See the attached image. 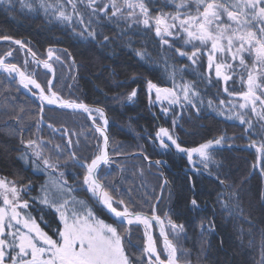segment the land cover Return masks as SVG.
<instances>
[{
	"label": "trees",
	"instance_id": "obj_1",
	"mask_svg": "<svg viewBox=\"0 0 264 264\" xmlns=\"http://www.w3.org/2000/svg\"><path fill=\"white\" fill-rule=\"evenodd\" d=\"M23 14L26 13L19 12L17 7L10 6L6 11L5 6H0V36L7 35L23 41L32 52H35L40 61H46L48 49H53L54 59L51 60V64L55 69L54 89L65 99H74L89 106L102 108L109 118L110 155L114 163L110 168H102L111 173V176L102 179V182L112 187L109 190L113 195L125 199L123 194L129 189L123 186V180L127 175H124V169L130 168L126 166L145 165L151 173L153 172L154 182L162 183L163 195L167 196V199H164L166 202L162 207V213L168 209L167 219L184 225V232L180 234L179 239L170 237L179 248L180 264H260L264 251L261 245L264 201L260 199V193L264 192V177L260 174V168L254 167L258 157L255 148L248 145L255 139L259 146L264 141L263 137L249 136L239 124L235 122L226 124V121H221L215 114L207 116L200 107L198 109L201 114L197 115V109L191 108L188 116L180 119L175 125L172 124L171 128L169 119L173 112L168 110L165 113L161 107H152L149 104V94L144 92L143 86L148 80L167 86L161 70L163 64L158 61L157 68L149 62L147 56L143 55L141 58L137 54L141 50L133 51L132 42L135 40L132 35L120 36L117 31L114 33L111 30L105 32L104 25L103 32L101 26L96 28L98 34L105 32L104 36L109 37L107 43L104 44L103 35L98 41L89 39L84 41L67 26L49 23V19L43 13L26 16ZM152 39L154 40L152 44L157 45L159 49L166 47ZM0 41V56H3L6 49L10 50L11 45ZM62 53H65L64 59L63 55H60ZM56 55L60 56L62 62L56 61ZM26 60L28 64L25 67ZM10 61L27 73H34L35 79L42 86H46L47 80L52 77L51 73L43 66H37L31 56L18 47L14 49ZM64 66L69 67V73L61 72ZM5 77L0 75V175L21 185L32 186L30 211L44 230L52 235L53 229L51 230V227L39 218L41 217L39 213H42L40 203L33 199L41 192L43 176L33 171L32 161L35 158L31 155V150L26 149L21 143V135L13 134L11 129H16L17 133L22 132L25 142L28 139L43 141L44 155L51 156L54 162L56 156L62 152L70 153L65 147L66 138L59 135L63 134L65 129L73 141L74 152L80 159L90 161L98 151L97 144H102V139L83 113L54 108H45L43 116L59 134L41 124L37 130L40 114L38 104L26 96L17 83L8 84ZM146 77L147 79L143 81ZM62 78L65 82L63 85ZM133 89L137 91V96L133 98L132 105L121 107L118 98L120 95L123 96L122 93H130ZM175 112L174 114L178 115V111ZM14 116H19L20 121L11 118ZM208 117L212 119L207 120ZM96 121L99 123L97 119ZM161 127L170 128L181 146L187 148L224 136L223 146H218L222 149L212 150L215 160L221 167L217 168L216 164H210L208 169H204L197 162L196 165L189 164L187 155L177 152L174 146H170L165 152L157 151L158 148L151 144L149 138L156 141V132ZM136 131L141 135L139 141L133 138ZM56 145H60L62 151L58 152ZM139 146L144 151H141ZM138 151L142 152L141 155H136ZM22 153L28 154L27 163L20 159ZM144 156H147L148 160L144 159ZM156 161H160V164L157 165ZM58 170L64 172V178L75 190L73 192L83 193L81 195L86 197L84 187L75 181L79 176L83 179V169L73 166V162L67 156L59 159ZM58 170L57 176L60 172ZM48 172L52 173L50 170ZM114 175L116 179L112 178ZM217 176L224 179L225 184H220ZM165 180L168 182L166 185ZM160 187L161 185L159 190ZM129 191L128 193L132 194V191ZM233 191L240 193L239 207L243 209L244 215L252 220L251 227L247 220L236 215L235 211L230 215L229 210L224 208L225 202L230 205L237 203L229 196ZM126 196L129 197L127 200L132 202L130 205L133 210L146 215L151 213L154 205L152 201L145 203L142 199L139 203L133 196L127 193ZM88 198L92 201L89 196ZM193 199L197 201V206L192 205ZM93 207L100 217L111 221L94 202ZM46 214L48 221H53L54 227L58 226L59 221L55 213L48 210ZM167 219L165 218L164 222ZM137 228L141 231L139 227ZM170 229V225L165 222V231L169 233ZM133 230L137 231L135 228ZM135 238L137 239L134 243L138 244L140 239L138 236ZM249 240L252 241L251 244ZM158 249L162 250L160 245Z\"/></svg>",
	"mask_w": 264,
	"mask_h": 264
},
{
	"label": "snow or ice",
	"instance_id": "obj_2",
	"mask_svg": "<svg viewBox=\"0 0 264 264\" xmlns=\"http://www.w3.org/2000/svg\"><path fill=\"white\" fill-rule=\"evenodd\" d=\"M19 2L22 7L28 8L31 12L42 11L45 17L49 18V23L56 21L72 27L75 20V23L82 25L83 28L76 32L73 27V32L83 39L96 40L97 32L92 25L107 21L117 26L123 25L122 33L140 25L154 30L161 45L175 48L176 53L181 57L186 56L192 65L198 63L200 55L207 49V83H212L214 69L217 80L223 81L226 85L224 92L242 101L238 105L228 101L232 104V108L228 110L226 119H236L241 125H247L244 131L249 136H264V0H178V2L165 0V5L172 4L175 10L173 12L161 10L156 14L150 10L152 0H52V2L50 0H19ZM12 3L13 0H0V6H5L6 11ZM78 5L83 8L81 9ZM168 37L172 40L167 39ZM0 40L10 41L18 45L20 49L26 47L23 41L15 40L7 35L0 36ZM108 41L109 37L103 36V42ZM175 41H182L184 46L191 45L190 52L176 46ZM28 51L33 57V62L43 63V67L52 74L54 79L53 65L47 60L43 62L36 60L35 52L31 49ZM137 54L143 58L142 52ZM12 55L13 51L9 50L0 56V72L6 74L4 79L8 84L18 83L30 92L32 89L37 90L32 92L39 101L40 119L37 122V130L44 120L45 105L72 110L73 113H87L88 118L92 120L95 132L102 138V144H97L98 151L90 161L78 158L74 151L68 153V156L73 166L83 169L82 187L86 188L97 205H101L111 214L113 220L106 222L86 200L68 195L74 189L64 178V172L60 171L61 180L53 181L51 185H42V195L33 198L38 199L44 207L53 210L58 217L59 224L54 229V235H50L33 217L31 211H22L30 208L29 200L23 195L28 193L30 188L19 187L14 181L0 178V264H179L177 255L179 248L169 238V234L163 227L164 222L155 214L156 206L153 205L150 216L135 211L123 198L115 197L102 182V179L111 176L110 172L102 170V166L103 169H107L114 163L108 151L109 121L104 110L89 107L74 99H65L54 89L53 79H48L46 86H42L34 78V74H28L26 70L9 60ZM47 55L48 60H52L53 49L49 48ZM55 59L61 61L58 55ZM73 63H75L74 60ZM27 64L26 60L25 67ZM237 68L243 71L237 73ZM234 75H239L240 82L246 86V90L240 92L229 90L227 83L233 79ZM171 78L175 80L174 73ZM180 87L183 100L192 108H197L193 98L198 97L199 92L195 86L192 83H184ZM153 90L157 101L167 99L170 105L180 103L181 98L174 88L160 87L148 80L149 104L153 102L151 97ZM136 96L137 91L133 89L127 99L132 101ZM219 103L224 105L225 101L220 100ZM208 104L211 106L212 101L209 100ZM237 108L241 111H237ZM162 111L167 113L168 109L163 108ZM197 111H199L198 108ZM249 112L260 122L258 130L254 127L253 121L247 118ZM93 113L99 115L102 125L97 124ZM219 114L225 115V112L219 111ZM11 118L16 119L17 122L20 121L19 116ZM176 122L174 119L173 125ZM48 127L53 128V125L49 123ZM11 132L21 135V143L26 149L31 150V155L35 158L32 162L38 170L46 172L58 170L59 158L54 162L51 156L44 155L43 141L28 139L25 142L22 132L17 133L16 129H11ZM63 134H68L67 129ZM165 138L170 144L165 142ZM156 139L159 140L161 148L168 149L174 146L177 152L186 154L190 164L195 163L193 161L195 154L199 157L196 162L204 169H208L210 164H216L217 168L221 167L210 149H213L214 145L223 146L224 136L208 140L198 147L187 148L182 147L178 138L174 137L167 128L161 127L156 132ZM76 145H79V141ZM67 146L73 147V141L70 138L67 140ZM248 146L255 148L259 154L254 167H259L260 174L264 177V165L260 164L261 158H264V142L257 146L256 140L252 139ZM55 147L58 152L62 151L60 145ZM20 159L27 163L28 154L22 153ZM144 159L148 157L144 156ZM37 161L39 164L36 163ZM40 164L43 168H40ZM156 164L159 165L160 161H156ZM217 179L220 184H225L224 179L219 176ZM167 183L165 180L164 184ZM229 196L237 203L230 205L225 202L224 208L229 210L230 215L235 211L236 215L247 220L251 227L252 220L245 216L243 209L239 207L240 193L233 191L229 193ZM260 199L264 201V192L260 193ZM191 203L197 206L195 199ZM40 219L43 220L44 217L41 216ZM153 221L160 225L159 233L163 237V252L158 251L157 241L151 233ZM168 224L174 237L179 239L180 234L184 232V225H178L171 219H168ZM133 225L143 226L142 248L134 243L137 238L132 235ZM249 243L251 244L252 241L249 240ZM261 245L264 250V230H262ZM260 264H264V251H262Z\"/></svg>",
	"mask_w": 264,
	"mask_h": 264
},
{
	"label": "rangeland",
	"instance_id": "obj_3",
	"mask_svg": "<svg viewBox=\"0 0 264 264\" xmlns=\"http://www.w3.org/2000/svg\"><path fill=\"white\" fill-rule=\"evenodd\" d=\"M50 2H52V0H50ZM178 2V0H177ZM13 5H11L13 8H18V11L19 12H23V13H26V14H36V13H43L42 11H39V12H31L29 11L28 8L26 7H22L19 0H13ZM78 7H81V9L83 8V6H79ZM69 10H70V5L68 6ZM26 14H23L24 16H26ZM22 16V15H20ZM24 19H26L25 17H22ZM49 19V18H48ZM85 19L87 20V17H85ZM54 22V24H57V25H60L62 27H66V25H62L60 24L59 22H56V21H52ZM106 27H105V32L107 30H111L113 31L114 33H117L119 34L120 36H123V35H132L133 37V40H135L134 42H132V50L134 51L135 49H139L141 50L140 52L143 53V55L147 56L146 58L149 59V62L156 66L158 68V61H161V63L163 64V68H161V70L163 71V75L165 77V82H167V86L166 85H160L158 83H156L158 86L160 87H166V88H174L175 92L180 96V103L179 104H169V101L167 99H162L160 101H157L155 99V91L153 90L152 94H151V97H152V103H151V106H158V107H161V108H167L168 110H171V112H173V115L172 117H170V114L168 115L170 117L169 119V126L172 128V124H173V120L175 119L177 122L180 120V119H184L188 116V111H190V109L192 108L191 105H188L184 100H183V95H182V88L180 87L182 84L184 83H192L196 90L199 92V96L196 97V98H193L194 99V102L197 104V108L200 107L201 111H205L208 115H216L217 117L221 118L220 120L221 121H226V124H229V123H237L239 124L242 129L244 130L247 125H241L240 122L236 119H226V115L228 114V110L232 108V104H229L228 101H232L234 104H239V103H242V101H240L238 99V97L236 96H229L227 93L224 92V87L226 86L224 84L223 81H218L217 78L215 77V73L213 71V75L214 77L212 76V83L211 84H208L207 83V80H206V77L204 74H202L201 72L199 71H195L192 67V65L189 63V62H184L183 59L186 58V56L184 57H181L180 59L179 58V54L176 53L175 51V48H168V47H164V48H158L157 45H154L152 44V42H154V40L152 38H154L155 40H157L158 42L159 39L156 37L155 35V32L154 30H150V29H146L143 27V25H140V26H134L130 29H128L127 31L125 32H121V28L124 27L123 25H120V26H117L116 24H113V23H106ZM103 22H97V23H94L92 25L93 28L96 29V32H97V26H101L102 28V31L103 32V28H104V24ZM77 24V26H76ZM73 27L76 29V32H79L82 30L83 26L78 24V23H75V20L73 22V26L72 27H69L67 26V28L73 32ZM117 31V32H116ZM76 32H73L75 35ZM105 32L103 34H98L97 33V39L96 41L99 40V37L101 35H105ZM140 35H145V37H141ZM80 39L86 41L88 39H83L81 38L79 35H77ZM89 40H92V39H89ZM105 44V43H104ZM176 46L178 47H181V49H183L184 45H183V42L182 41H178L176 43ZM189 48V47H188ZM188 48L185 50V51H189ZM207 50V49H205ZM64 54L65 53H62L60 55H63V59H64ZM156 56L155 58H150V56ZM74 57V55H73ZM75 59V58H74ZM171 62V63H169ZM238 63V62H237ZM37 64V63H35ZM237 73L239 72H242L243 69H240V68H237ZM62 73H69V67L67 66H64L63 67V70H61ZM175 74V80L173 81V79L171 78L172 74ZM62 76H65V75H62ZM134 77H137V76H134ZM133 77V78H134ZM144 77V76H143ZM132 78V79H133ZM147 79V77L143 80L145 81ZM63 80V78H62ZM143 81L141 84H143ZM65 82L64 80L61 82V85H63ZM144 86V92H148L147 91V82H145L143 84ZM227 87H229V90L230 91H234V92H240L242 90H246V86L245 85H242L241 82H240V77L239 75H234L233 76V79L228 81L227 83ZM122 93L123 96L120 95V97L118 98L119 102L121 104H119L121 107L123 105H132L133 103V100L132 101H129L127 99V96L129 93ZM211 100L212 101V104L211 106H209L208 104V101ZM220 100H224L225 101V104L224 105H221L219 102ZM202 101V103H201ZM196 108V109H197ZM237 111H241L239 110L238 108L236 109ZM177 112L178 111V115L177 114H174V112ZM219 111H224L225 112V115H220L219 114ZM175 112V113H176ZM197 115L198 114H201L200 111H198L196 113ZM97 117H99L98 114H96ZM249 119H251L253 121V125L254 127L258 130L259 129V126H260V122L257 120L256 117L252 116L251 113L249 112V115L248 117ZM207 120L209 119H212L211 117H208L206 118ZM176 122V123H177ZM168 130H171L170 128H167ZM159 130V129H158ZM157 130V131H158ZM171 134H173L172 130L170 132ZM133 138L137 141H139L141 135L140 134H137V131L134 132L133 134ZM99 136V135H98ZM174 136V134H173ZM217 136V135H216ZM100 137V136H99ZM263 139H264V136H262ZM101 138V137H100ZM102 139V138H101ZM149 141L151 142V144L153 146H156L158 148L157 151H161V152H165L167 151L168 149H164V148H161L159 146V140H152L149 138ZM263 141V140H262ZM165 142L167 143H170L169 141H167V139L165 138ZM264 142V141H263ZM262 143V142H261ZM119 145V144H118ZM199 145L197 146H194V147H198ZM140 147V146H139ZM219 149H222V148H215L214 150H219ZM140 150L141 151H144L141 147H140ZM109 151H111V145H110V149ZM141 151H138V153L136 155H141L140 152ZM70 152H73V151H70ZM255 152H256V149H255ZM111 152H109L110 154ZM142 153V152H141ZM257 153V152H256ZM135 155V154H134ZM259 154L257 153V156ZM68 156V154L66 153H61L59 155L56 156V158H66ZM92 158V157H91ZM90 158V159H91ZM148 160V159H147ZM199 160V157L198 156H194L193 157V161L195 163H192V165H196V161ZM39 164V163H38ZM260 164L261 165H264V158H261L260 160ZM136 166V168L134 167ZM33 171H35L37 174H40L43 176V180H42V183L43 185L45 184H49L51 185V183L53 181H60L61 178L60 176H57V171H54L55 174L53 173H47L46 171H42V170H38L36 165L33 164ZM126 167H130L129 169H124V175H126V177L124 178L123 182V186L127 187V189L131 190L132 191V194H129L128 191L126 190L125 194H123V197L125 198V202L127 201L129 204L132 203L130 201H128L127 199L129 198L128 196H126V193L129 195V196H133V199L135 198L139 203H141V200L144 199L143 202H147V201H152V203H154V205L156 206V215H158L161 220L164 222V219L168 218V209H166L165 211H163L162 213V207L164 205V203L166 202V200L164 199H167V196H164L163 195V185L162 183L161 184H158V181L157 182H154V177H153V172L151 173V170L149 168H147L145 165H142V164H138V165H131V166H126ZM40 168H43L42 165H40ZM138 168H139V173H138ZM121 170V169H120ZM60 170H58L59 172ZM143 173V174H141ZM157 176V174H156ZM0 178H4L6 179L7 181H14L10 178H7V177H4V176H1L0 175ZM113 179H116V176H112ZM82 178L81 176H79L75 181L77 184L80 183V186H82ZM17 186L19 187H23V186H28L30 188V191L26 194H23L24 195V198L25 199H28L29 201L32 199L31 198V193H32V186L29 185V184H23L21 185L20 183L14 181ZM131 184H130V183ZM75 183V184H76ZM161 185L160 187V190H159V186ZM79 187V186H78ZM109 189H111L112 187L111 186H107ZM136 189V190H134ZM75 191V190H74ZM129 191V192H131ZM167 193V191H166ZM83 194V193H81ZM79 193H76V192H71L70 194L68 195H71V196H75L77 199H83V200H86L91 206H93V200L90 201L88 196H87V193H86V197L85 195H81ZM42 193L40 192L39 196H41ZM27 196H29V198H27ZM38 196V197H39ZM134 199V200H135ZM37 201L39 202V200L37 199ZM158 201V202H157ZM135 203V202H134ZM133 203V205H134ZM30 204V208L28 210H22V211H30V209H32V203H29ZM159 205V206H157ZM41 206V210H42V213L39 215L43 216L44 217V223L47 224L48 226L51 227V230L53 229V232H54V229L57 227L55 226L54 227V224L53 221L50 222L48 221V219L46 218V211H52L54 212L53 210H50L46 207H44L42 204H40ZM94 208V207H93ZM159 208V209H158ZM95 210V209H94ZM151 213L150 214H147V215H152V210H150ZM55 213V212H54ZM32 214V213H31ZM56 215V213H55ZM34 217V216H33ZM57 217V215H56ZM40 218V217H39ZM102 218V216L100 217ZM164 218V219H163ZM103 219V218H102ZM168 220V219H167ZM165 220V222L168 224V221ZM59 221V220H58ZM106 221V220H105ZM38 222V221H37ZM108 222V221H106ZM165 222L163 223V225H165ZM39 223V222H38ZM42 227V226H41ZM139 226L137 225H133L132 228H135L137 231L133 230V236H138V238L140 239V242L138 244H136L137 247L139 248H142L143 247V240H144V236H143V233L137 228ZM164 227V226H163ZM43 228V227H42ZM159 228H160V225H158V228H157V231H159ZM171 228V227H170ZM209 228V227H208ZM169 238L170 237H174V234L172 232V230L170 229L169 231ZM54 235V234H52ZM154 239H156L157 241V247L160 245L161 246V249L163 251V239H161V236L158 232L155 231V234H154ZM142 244V245H141ZM133 251H135V249H133Z\"/></svg>",
	"mask_w": 264,
	"mask_h": 264
},
{
	"label": "flooded vegetation",
	"instance_id": "obj_4",
	"mask_svg": "<svg viewBox=\"0 0 264 264\" xmlns=\"http://www.w3.org/2000/svg\"><path fill=\"white\" fill-rule=\"evenodd\" d=\"M150 10H151V12L153 13V14H156V13H158V12H160L161 10H163L164 12H173L175 9H174V5H172V4H167V5H165V1L164 0H158V2L156 1V0H152V3L150 4ZM181 11H183V10H181ZM100 22H106V23H109V22H107V21H100ZM105 24V23H104ZM106 25V24H105ZM158 38V37H157ZM159 39V38H158ZM167 39H169L170 41L172 40V38L171 37H168ZM6 43H8L9 45H11V46H9V48H10V50H12V51H14V49L15 48H19V46L18 45H15V44H12L10 41H5ZM178 41H175L174 43L176 44ZM27 47V46H26ZM166 47H168L167 45H166ZM190 48V50H191V45H188V46H184L183 47V49L182 50H186L187 48ZM169 48V47H168ZM189 48H188V50H189ZM23 50V49H22ZM190 50H189V52H190ZM7 51H9V49H6V52ZM25 51H26V49H25ZM27 52V51H26ZM4 54V53H3ZM27 54H28V52H27ZM179 58H180V56H179ZM53 59H54V56H53ZM181 59V58H180ZM9 60H10V58H9ZM182 60V59H181ZM183 61L184 62H189L191 65H192V63H191V61H189L188 59H187V57L185 58V59H183ZM50 63H51V60H50ZM193 67V69L195 70V71H199V72H201L202 74H204L205 75V77H206V75L208 76V70H207V50H204V52H203V54H201L200 55V57H199V60H198V63L196 64V65H192ZM213 71H214V69H213ZM214 73L212 72V76L214 77V75H213ZM160 85H164V84H160ZM91 107H94V106H91ZM94 108H97V107H94ZM54 109H56V108H54ZM57 110H62V111H67V110H64V109H57ZM39 117H40V114H39ZM102 121H100L99 122V124L100 125H102ZM65 138H66V140H68L69 138H70V136L68 135V136H64ZM71 139V138H70ZM66 148H68L69 149V151H74V146L73 147H71V148H69L68 146H65ZM78 150V152H79V150H80V147L77 149ZM157 228H158V225L155 223V222H153V230L154 231H156V232H158L157 231Z\"/></svg>",
	"mask_w": 264,
	"mask_h": 264
},
{
	"label": "water",
	"instance_id": "obj_5",
	"mask_svg": "<svg viewBox=\"0 0 264 264\" xmlns=\"http://www.w3.org/2000/svg\"><path fill=\"white\" fill-rule=\"evenodd\" d=\"M30 87V86H29ZM23 88V87H22ZM24 89V88H23ZM25 91H26V93L30 96V97H32L34 100H36L38 103H39V101L36 99V97L35 96H33L32 95V91L30 92L29 90H27V89H24ZM87 114V113H86ZM88 115V114H87ZM109 148H110V145H109ZM109 148H108V151H109ZM215 148H217V146H215L214 145V147H213V149H215ZM213 149H210V150H213ZM194 156H196L195 154H194ZM193 156V157H194ZM100 207L103 209V207L100 205ZM112 219H113V217L111 216V214L110 213H108L107 212V210L106 209H103ZM141 227L143 228V226L141 225Z\"/></svg>",
	"mask_w": 264,
	"mask_h": 264
},
{
	"label": "bare ground",
	"instance_id": "obj_6",
	"mask_svg": "<svg viewBox=\"0 0 264 264\" xmlns=\"http://www.w3.org/2000/svg\"><path fill=\"white\" fill-rule=\"evenodd\" d=\"M109 145H111V140L109 141Z\"/></svg>",
	"mask_w": 264,
	"mask_h": 264
}]
</instances>
